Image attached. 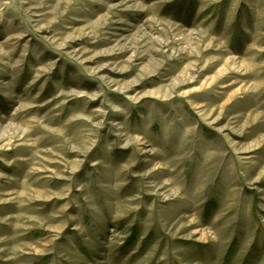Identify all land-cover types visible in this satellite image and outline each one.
<instances>
[{"label":"rangeland","instance_id":"1","mask_svg":"<svg viewBox=\"0 0 264 264\" xmlns=\"http://www.w3.org/2000/svg\"><path fill=\"white\" fill-rule=\"evenodd\" d=\"M0 264H264V0H0Z\"/></svg>","mask_w":264,"mask_h":264}]
</instances>
